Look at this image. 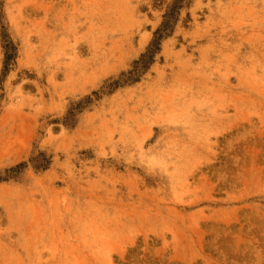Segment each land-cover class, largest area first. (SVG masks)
Returning a JSON list of instances; mask_svg holds the SVG:
<instances>
[{
	"label": "rangeland",
	"instance_id": "1",
	"mask_svg": "<svg viewBox=\"0 0 264 264\" xmlns=\"http://www.w3.org/2000/svg\"><path fill=\"white\" fill-rule=\"evenodd\" d=\"M0 264H264V0H0Z\"/></svg>",
	"mask_w": 264,
	"mask_h": 264
},
{
	"label": "trees",
	"instance_id": "2",
	"mask_svg": "<svg viewBox=\"0 0 264 264\" xmlns=\"http://www.w3.org/2000/svg\"><path fill=\"white\" fill-rule=\"evenodd\" d=\"M173 15V12H169L168 16L164 20L162 26L156 31L155 38L151 41L150 45L148 46V54H144L142 60H145L146 58L152 56V54L155 52L156 49H159V40L166 36V31L171 23V17ZM11 57L10 52H6V63L8 59Z\"/></svg>",
	"mask_w": 264,
	"mask_h": 264
}]
</instances>
